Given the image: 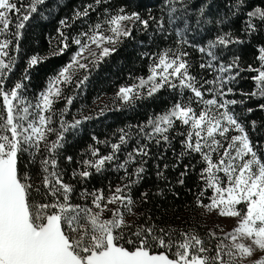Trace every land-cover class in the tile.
I'll list each match as a JSON object with an SVG mask.
<instances>
[{"label": "snow or ice", "instance_id": "6c2138e0", "mask_svg": "<svg viewBox=\"0 0 264 264\" xmlns=\"http://www.w3.org/2000/svg\"><path fill=\"white\" fill-rule=\"evenodd\" d=\"M37 16L55 19L48 55L22 49ZM257 37L264 0H0V264H264V117L249 118L264 114V39L256 66L239 53ZM127 43L146 74L129 73L111 107L96 103L102 93L89 106L93 74ZM50 56L67 59L33 93ZM161 93L174 97L161 111L91 130L86 147L67 151L69 136ZM190 174L192 203L232 219L231 231L162 225L145 207L158 199L155 211H167Z\"/></svg>", "mask_w": 264, "mask_h": 264}, {"label": "trees", "instance_id": "16d2710c", "mask_svg": "<svg viewBox=\"0 0 264 264\" xmlns=\"http://www.w3.org/2000/svg\"><path fill=\"white\" fill-rule=\"evenodd\" d=\"M46 2L48 5H51L54 0H46ZM66 2L69 4V7H71V5L78 2V0H66ZM85 2H90V0H85ZM121 2L122 0H111V3L114 6L119 5ZM138 2L147 7L154 6L157 3V0H138ZM259 2L260 0H251V3L253 4ZM67 11L68 9L61 8L56 18H58V16L60 15H64ZM54 24V18L44 20L37 16L35 19H33L27 26L25 34L22 38V49L29 55L33 52H39L41 54L48 55V41L46 38V33L52 31ZM140 38L146 40V37L141 36ZM260 39H264V37H257V39H254L251 44L242 46L239 49V53L245 65L248 63H252L254 66H256V64L258 63V61H255V57L258 54L257 43ZM139 51L140 49H138L135 44L127 43L118 48L116 53H113L112 56L106 60V62L100 65V67L92 76V83L89 85V89L86 94L87 100L85 102L89 106H93V97L102 93L103 95L100 96V100L96 101V103L99 104L101 101H103L104 103H108L109 107H111L110 99L116 88L121 83L130 82L128 80L129 73H132L133 75L146 74V62L140 60L138 55ZM66 59V56L63 57V59H61V57L50 56L47 61L38 66L37 69L32 73L31 82H26L28 83V87L32 90V92L34 93L36 91H39V89L44 86V82L50 74L51 70L54 67H58L59 64ZM22 66V63L18 65L17 70H15L14 73L15 77L19 76V68ZM240 86L244 90L250 91L254 86V83L250 79H242L240 81ZM173 99L174 97L170 96L168 93H161V95L157 98L140 101L137 104L136 108L133 110H122L119 112L114 110L110 111L106 114L105 118L102 121L89 124L86 127L85 131L80 135L76 137L69 136L70 143L67 145V151L70 153H75L78 152L81 148L86 147L87 143L90 142L88 132L91 130H95L102 136L106 130L111 131L117 126H122L126 122L135 123L138 120H145L147 119L149 113L161 111L168 104V102ZM261 117H264V114L256 112L254 114H251L249 118L255 119L259 122ZM257 131H259V129ZM252 135L253 138L256 137L255 133H252ZM176 147L177 150H179L178 141L176 143ZM167 156L169 157V159H171V151L167 153ZM184 162L188 163V160L186 159ZM192 162L194 163L195 160H193ZM149 167L151 168V164H149ZM178 171L179 169H177V171L170 170L169 176L175 179ZM150 175L151 178H146L144 187H149L156 183L154 173ZM100 180V177H95L93 178L92 183L99 186ZM196 182L197 177L194 174H190L185 178L184 187L177 185L176 191L179 193V197L173 200L172 197L169 196L168 201L163 202L164 207L167 209V211L163 213L155 211V205L161 203V201H159L158 199L153 204L146 205L145 207L153 208L154 216L160 217L158 223L162 225H172L178 228L183 227L186 224L189 227L195 226L197 228V231H199L202 235L209 228L217 231L218 234L220 232V229H223V231H225L220 217L217 214H204L202 209L196 207L192 203V194L189 193L187 189H194Z\"/></svg>", "mask_w": 264, "mask_h": 264}, {"label": "rangeland", "instance_id": "374dc122", "mask_svg": "<svg viewBox=\"0 0 264 264\" xmlns=\"http://www.w3.org/2000/svg\"><path fill=\"white\" fill-rule=\"evenodd\" d=\"M221 223L223 225V228L225 229L226 232L231 231V228L234 226L233 225V220L230 218H224L220 217Z\"/></svg>", "mask_w": 264, "mask_h": 264}]
</instances>
